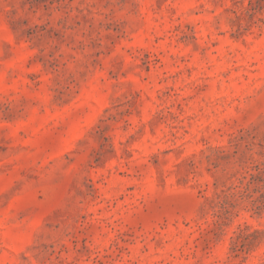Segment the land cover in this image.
I'll use <instances>...</instances> for the list:
<instances>
[{"label": "rangeland", "instance_id": "rangeland-1", "mask_svg": "<svg viewBox=\"0 0 264 264\" xmlns=\"http://www.w3.org/2000/svg\"><path fill=\"white\" fill-rule=\"evenodd\" d=\"M0 264H264V0H0Z\"/></svg>", "mask_w": 264, "mask_h": 264}]
</instances>
